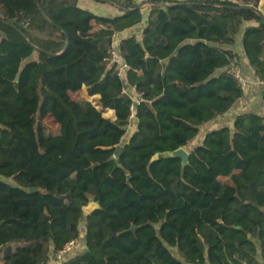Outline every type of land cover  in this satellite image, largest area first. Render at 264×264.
I'll return each mask as SVG.
<instances>
[{
	"label": "trees",
	"instance_id": "1",
	"mask_svg": "<svg viewBox=\"0 0 264 264\" xmlns=\"http://www.w3.org/2000/svg\"><path fill=\"white\" fill-rule=\"evenodd\" d=\"M110 1L127 11L108 18L79 0H2L0 264H47L72 240L60 264H264V115L241 113L232 128L205 133L185 168L178 158L151 163L187 148L243 97L224 71L240 55L214 44H233L245 22L242 54L264 81V13L250 9L258 0H144L155 5L142 33L116 47L123 78L106 59L142 8ZM41 11L64 36L60 53L27 35L26 19ZM84 87L92 101L73 98ZM90 201L99 208L84 213Z\"/></svg>",
	"mask_w": 264,
	"mask_h": 264
},
{
	"label": "crops",
	"instance_id": "2",
	"mask_svg": "<svg viewBox=\"0 0 264 264\" xmlns=\"http://www.w3.org/2000/svg\"><path fill=\"white\" fill-rule=\"evenodd\" d=\"M144 1V0H142ZM178 1H186V0H178ZM233 2H237L238 0H230ZM137 4H139L140 8L149 9L151 4L146 3L142 4L141 0H134ZM79 6L83 9L90 10L97 14L98 16L114 18L121 15L122 12L127 11V9L119 3L110 0H79ZM253 6L264 8V0H258ZM131 10V9H128ZM4 14V7L2 5V0H0V16ZM45 17L42 13H38L33 15L32 17L26 19V32L31 40L32 44L37 49L47 50L51 52L60 53L66 47V41L62 33H52L46 26L43 25V20ZM141 22V24L135 25L129 29H126L121 32H117L113 36V44L115 47L119 44L122 39L131 37L132 35H139L142 33V25L147 24ZM251 24L243 23L240 27L239 32L234 37L233 44H214L215 47L224 48L226 50H233L234 52L240 55L239 65L242 69V76L245 82V86L243 88L244 94L241 99H239L233 108L228 111L226 114L204 124L202 128H204L203 134L213 130H217L223 127L232 128L233 119L235 116L241 113H259L264 115V90L263 87L259 84V78L253 71V69L249 65V60L246 56L242 54V37L244 30L249 27ZM102 29V26L94 24L93 32H98ZM140 36V35H139ZM33 61H39V54L36 53L33 56ZM222 70L216 72L218 75ZM128 93L132 95V91L127 90ZM83 94V99L87 98L89 101L93 100V97L87 96L86 87L81 91ZM135 96V95H133ZM82 99V100H83ZM109 113L111 120L116 119V114L113 110L107 111ZM135 124V123H133ZM136 126V124H135ZM189 152V151H188ZM49 264H60L58 262H50Z\"/></svg>",
	"mask_w": 264,
	"mask_h": 264
},
{
	"label": "built area",
	"instance_id": "3",
	"mask_svg": "<svg viewBox=\"0 0 264 264\" xmlns=\"http://www.w3.org/2000/svg\"><path fill=\"white\" fill-rule=\"evenodd\" d=\"M120 1H132V0H120ZM250 9H252L253 11H255L257 14L262 15L264 13V8H260V7H255L253 5L250 6ZM107 65L109 67H112L114 65H116V70H117V76L119 78H123L124 72L126 70H128V65L125 64L124 62L120 61L119 59V52H118V48H116L115 46L109 51V56L106 59ZM227 74L233 76L236 80H238L242 86V88H244L245 86V82L242 76V69L241 66L236 62H232L231 65L226 68L224 70ZM259 84L263 87L264 90V81H260L259 80ZM127 88L124 89V93H127ZM143 95L141 93L136 94L133 97V105L131 106V118H134V114L133 111L135 109L136 106L140 105L141 102L143 101ZM77 246V240H72L69 243H67L65 245V247L58 251L52 260H50L47 264H49L50 262H58L61 263L62 258L64 255L70 253L71 251H73L74 249H76ZM45 264V263H43Z\"/></svg>",
	"mask_w": 264,
	"mask_h": 264
},
{
	"label": "water",
	"instance_id": "4",
	"mask_svg": "<svg viewBox=\"0 0 264 264\" xmlns=\"http://www.w3.org/2000/svg\"><path fill=\"white\" fill-rule=\"evenodd\" d=\"M147 11H148V9H146V8L141 10L142 22L143 23H146V21H147V15H146ZM41 13L45 17V19H47L42 11H41ZM116 149H117L116 150V157H119L121 155V153L123 152L124 148H123V146L119 145V146L116 147ZM189 156H190V153L184 147H182V148H179L176 151L164 153L161 156H160V154H156L152 158L151 163L159 160L160 157H163V158H166V157L178 158V159L182 160V167L185 168L189 164ZM128 180H130V176L128 177ZM36 191H37V188H34V187L29 189L30 193H34ZM98 208H99V203H97L95 201H90L89 204L86 207L83 208V211L86 212L87 214H90V213H92L94 210H96ZM131 230L134 231L135 228H132Z\"/></svg>",
	"mask_w": 264,
	"mask_h": 264
},
{
	"label": "rangeland",
	"instance_id": "5",
	"mask_svg": "<svg viewBox=\"0 0 264 264\" xmlns=\"http://www.w3.org/2000/svg\"><path fill=\"white\" fill-rule=\"evenodd\" d=\"M146 3L151 4V7L153 5H155L154 3H151L150 1H143L142 4H146ZM148 6L150 8V5H148ZM73 98L75 100L81 101L83 99V94L81 92L77 93V94H73ZM96 109H97V113L100 116H102L103 118L112 119V118H110L111 116H109V113L100 112V109H98V108H96ZM46 125L49 128V130L52 131V132H55L58 129V126L50 118L46 120ZM135 130H136V126H135V124L132 123L131 126L128 127L127 136L124 138L123 143L128 141V139L132 136V134L134 133ZM203 131H204V128L201 127V129H200V137L195 139L193 142H191V144L187 148H185L187 151H189L190 148L194 147L200 141L201 137L203 136L202 135ZM7 181L11 182V180H7ZM221 182L224 183V184H230V179L229 178H221ZM84 213H86V212H84Z\"/></svg>",
	"mask_w": 264,
	"mask_h": 264
}]
</instances>
